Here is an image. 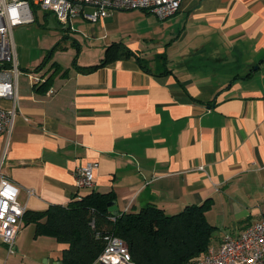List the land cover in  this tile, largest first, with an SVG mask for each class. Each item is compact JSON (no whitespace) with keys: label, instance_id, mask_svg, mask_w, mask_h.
I'll return each instance as SVG.
<instances>
[{"label":"crops","instance_id":"0c3cea01","mask_svg":"<svg viewBox=\"0 0 264 264\" xmlns=\"http://www.w3.org/2000/svg\"><path fill=\"white\" fill-rule=\"evenodd\" d=\"M126 15L145 25L102 54L121 43L129 56L79 72L74 57L79 66L95 63L79 61L81 44L66 34L52 53L58 71L47 84L31 85L20 70L14 126L8 139L0 135L1 173L28 212L91 191L113 192L118 213L153 203L175 214L210 198L205 217L216 227L217 247L224 233L264 218V0H181L165 20L114 10L99 21L118 29ZM154 37L160 43L152 49ZM69 46L75 51L63 67L53 57ZM48 67L40 71L49 76ZM90 161L98 163L94 188H76L74 170ZM27 227L29 239L56 242L51 264H60L66 245L36 236L32 222L22 223ZM16 238L24 245V236ZM3 247L8 256L17 250L0 242V264Z\"/></svg>","mask_w":264,"mask_h":264},{"label":"built area","instance_id":"2783aa9c","mask_svg":"<svg viewBox=\"0 0 264 264\" xmlns=\"http://www.w3.org/2000/svg\"><path fill=\"white\" fill-rule=\"evenodd\" d=\"M181 0H0V135L8 139L18 109V78L21 73L16 57L13 29L35 20L37 11L52 12L61 24L73 29L71 20L80 17L97 22L114 10H145L158 20H165L180 8ZM29 82L37 86L47 79L40 69L27 71ZM98 163L87 162L74 170L76 188H94V170ZM26 205L18 199V187L0 170V242L13 251L23 223ZM114 221L115 216L110 215ZM94 236L104 243L92 264H135L126 243L113 233L96 228L89 220ZM186 264H264V218L247 225L240 233H224L217 247L209 245L203 254Z\"/></svg>","mask_w":264,"mask_h":264},{"label":"trees","instance_id":"16d2710c","mask_svg":"<svg viewBox=\"0 0 264 264\" xmlns=\"http://www.w3.org/2000/svg\"><path fill=\"white\" fill-rule=\"evenodd\" d=\"M34 11L37 12V6ZM66 38L62 36V40ZM70 43L76 46L78 52L77 44L74 41ZM58 48H62L60 42L48 50L35 69L44 67ZM129 55L123 44L112 43L105 48L103 57L97 63L79 66L74 57L72 65L79 72L90 73L106 63ZM134 55L140 66L144 67V59ZM160 58L166 66V57L156 56V59ZM48 69L52 71L43 85L58 71V65L52 62ZM164 72L168 71L164 69ZM112 200H115L113 192L91 191L73 198L65 206L51 205L42 211L26 210L23 222L35 224L36 236H51L66 245L61 251V264H92L103 250V241L95 238L94 230L89 226L92 216L97 229L123 239L135 264H186L191 257L203 254L211 245L216 227L205 217V212L211 206L210 198L200 204L186 205L175 214H166L163 209L150 203L138 212H121L115 216L114 221L108 218L112 215L108 209Z\"/></svg>","mask_w":264,"mask_h":264},{"label":"rangeland","instance_id":"374dc122","mask_svg":"<svg viewBox=\"0 0 264 264\" xmlns=\"http://www.w3.org/2000/svg\"><path fill=\"white\" fill-rule=\"evenodd\" d=\"M43 14L44 10L39 9L35 13L33 22L20 24L13 29L17 62L22 72L29 71L36 66L43 58L46 49L51 48L58 42L60 44L64 42L62 40L63 35L70 34L69 40L73 37L78 39L82 50L79 61L92 64L102 57L103 47L108 43L121 40L120 37L130 31L138 33V27L145 25L140 24L138 26L137 19L126 15V17L119 20V28L113 29L103 26L101 21H84L80 20L79 17V19L72 22L74 28L70 31L67 29V25H63L57 20L54 14L50 12L45 13L46 15ZM159 41L154 37L151 41L153 45H149L150 48L154 49L159 45ZM140 42L146 47V43L149 41L143 42V39H140ZM74 51V48L69 46L66 51L56 53L53 60L59 62L63 67H68ZM50 63L51 60L45 66H49ZM23 78L24 76L22 75L20 78L22 87L25 85ZM29 230L27 227L19 231L18 235L25 237L24 245H20L16 238L15 245H17V250L12 255L8 256L7 250L3 247L5 251L1 252L2 264H51L52 258L56 253V246L54 245L56 242L51 239L53 242L51 244L50 241L45 242L46 240H42L39 244L40 239L33 241L32 236L29 239Z\"/></svg>","mask_w":264,"mask_h":264},{"label":"water","instance_id":"95a60500","mask_svg":"<svg viewBox=\"0 0 264 264\" xmlns=\"http://www.w3.org/2000/svg\"><path fill=\"white\" fill-rule=\"evenodd\" d=\"M108 209H109V211L111 212V214L113 215V216H116V215H118L119 213H118V210L116 209V207H115V200H112L109 204H108ZM61 264V263H60Z\"/></svg>","mask_w":264,"mask_h":264}]
</instances>
